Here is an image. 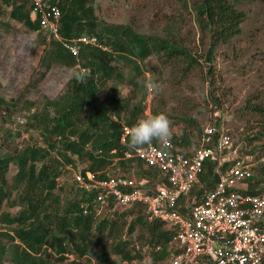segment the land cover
<instances>
[{
  "label": "trees",
  "instance_id": "trees-1",
  "mask_svg": "<svg viewBox=\"0 0 264 264\" xmlns=\"http://www.w3.org/2000/svg\"><path fill=\"white\" fill-rule=\"evenodd\" d=\"M188 2L197 26L207 35V48L198 55L183 49L175 38L137 31L131 22L114 24L98 18L94 0H58L61 11L58 38L41 30L38 19L30 18V0H0V23L3 19L11 20L29 31L41 32L39 43L45 44L48 39L51 47L44 56L46 68L77 65L90 70V76L84 82L78 83L71 77L64 91L55 98L24 101L29 110L34 107L29 113L28 124L40 132L43 145L28 144L11 152L1 149L0 145V223L5 225L0 228V264H4L8 239L12 243L9 260L12 264H56L64 260L68 264L90 261L121 264L132 259L138 264L146 256L151 257L153 264H158L170 258V231L161 221L148 222L141 204L99 216L94 208L93 193H86L76 185L78 195L59 208V195L55 190L59 186L61 162L56 157L50 159V154L52 151L61 154L68 164L80 162L83 171L109 168L112 173L131 175L135 170V176H147L155 181L157 169L147 168L135 158L113 163L114 157L121 154L122 123L134 125L144 109L141 102L132 104L119 97L118 84L135 82L126 79L117 64L121 61L130 63L137 77L145 71L140 63L150 56L164 61L182 59L186 69L199 64L202 58L205 67L210 69L216 46L228 43L240 33L244 12L229 0H183L185 8L189 7ZM167 24L170 29L174 25L172 21ZM81 35H95L107 49L84 45L78 57H73L62 45V39ZM109 81L113 84L111 92L99 102L100 87ZM18 101L13 102L14 107ZM2 104L9 106L10 102L0 96V106ZM152 111L153 114L160 113L155 108ZM189 123L199 129L196 120L189 119ZM178 138L172 134L171 141L177 147L182 142ZM249 152L254 154V150ZM11 163L17 171L10 183L6 173ZM259 169V177L250 181L253 193L264 180V166ZM211 175L212 167L206 163L200 179L207 187L211 186ZM13 191L19 192L17 201L12 202ZM5 200L11 206L20 204L17 214L2 208ZM129 217L130 222L127 221ZM137 226H141L147 235L144 237L139 233L138 236L145 240L140 245L131 239ZM158 245L160 249L156 250Z\"/></svg>",
  "mask_w": 264,
  "mask_h": 264
},
{
  "label": "rangeland",
  "instance_id": "rangeland-1",
  "mask_svg": "<svg viewBox=\"0 0 264 264\" xmlns=\"http://www.w3.org/2000/svg\"><path fill=\"white\" fill-rule=\"evenodd\" d=\"M229 1L244 12L241 31L228 43L216 46L210 69L205 67L206 63L202 58L199 64L186 69L182 59L164 61L150 56L140 63L145 71L138 78L132 65L121 61L117 65L121 67L126 79H132L135 83L118 84L117 89L120 98L128 99L132 104H144L139 119L146 113L153 114L154 108L165 114L171 122L172 134L177 135L178 140L182 139L178 147L184 150H191L197 145L201 129L206 123L214 120V110L219 109L224 117V126L240 153L249 154V151L254 150L253 155L256 156L253 157L257 159L264 155V0ZM188 3L189 7L185 8L183 0H94V8L97 17L106 22H131L137 31L175 38L183 49L198 55L207 48V35L197 26L194 11L190 2ZM157 20L159 21L156 23ZM171 21L174 25H171L170 29L167 23ZM2 23L0 96L10 104L0 106V145L1 149L11 152L28 144L43 145L40 132L28 124L29 113L34 107L29 110L24 101H39L42 97L55 98L66 88L72 77L71 73L81 67L51 65L46 68L44 56L48 55L51 47L48 39L44 41L45 44L39 43L41 32L29 31L11 20L3 19ZM112 64L115 62L112 61ZM146 79H151L159 85L156 93H149L138 83ZM112 85L109 81L100 87L99 102L111 92ZM18 99L17 106L14 107L13 102ZM189 119L196 120L199 129L197 125H191ZM55 157L61 162L59 186L55 190L59 195L61 208L69 199L78 195L74 173L82 164L78 161L74 164L65 163L61 154L52 151L50 159ZM38 164L40 165V162ZM261 166L264 164L255 168L256 176L253 178L259 177ZM16 171L17 167L11 163L6 173L10 183ZM250 181L248 189L251 192ZM18 192H12L11 201H17ZM2 208L17 214L20 204L11 206V203L5 200ZM101 211L100 216L104 215L107 209ZM127 221H131L130 217ZM3 227L5 228V225L0 223V228ZM139 233L147 236L143 228L137 226L131 234V239L140 245L145 240L138 236ZM11 245L8 239L4 264H12L9 261ZM168 260L166 258L158 264H167ZM56 264L68 262L64 260ZM87 264L95 263L90 261ZM121 264H137V261L132 259Z\"/></svg>",
  "mask_w": 264,
  "mask_h": 264
},
{
  "label": "built area",
  "instance_id": "built-area-1",
  "mask_svg": "<svg viewBox=\"0 0 264 264\" xmlns=\"http://www.w3.org/2000/svg\"><path fill=\"white\" fill-rule=\"evenodd\" d=\"M30 4V18L38 19L41 30L58 38V0H30ZM62 45L76 58L84 45L107 49L95 35L62 39ZM212 118L203 126L197 145L188 151L171 140L168 144L152 142L141 150L125 149L126 130L131 126L122 123L121 154L113 163L135 158L157 169L155 181L135 176V170L127 175L109 168L83 171L81 167L74 173L75 185L93 193L99 216L104 208L111 212L143 205L148 222L161 221L170 231L168 264H262L264 180L255 193L248 191V182L255 168L264 164V155L257 159L242 155L219 109ZM206 163L212 167L210 187H204L200 179Z\"/></svg>",
  "mask_w": 264,
  "mask_h": 264
},
{
  "label": "clouds",
  "instance_id": "clouds-1",
  "mask_svg": "<svg viewBox=\"0 0 264 264\" xmlns=\"http://www.w3.org/2000/svg\"><path fill=\"white\" fill-rule=\"evenodd\" d=\"M72 78L84 82L90 76V70L81 68L71 73ZM149 93H156L159 85L151 79L138 81ZM114 115V114H113ZM126 146L132 150H141L143 146L150 145L154 140L161 144H168L172 138L171 122L163 113H146L136 123L126 130ZM184 150L183 148H181ZM188 151V150H187ZM204 183V182H203ZM199 185L194 189L197 191ZM204 187H206L204 185ZM138 264H153L151 257L146 256Z\"/></svg>",
  "mask_w": 264,
  "mask_h": 264
}]
</instances>
